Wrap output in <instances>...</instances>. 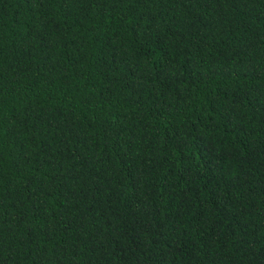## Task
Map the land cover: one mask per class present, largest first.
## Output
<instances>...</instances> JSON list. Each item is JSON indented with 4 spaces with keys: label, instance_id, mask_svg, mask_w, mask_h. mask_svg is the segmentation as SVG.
Here are the masks:
<instances>
[{
    "label": "trees",
    "instance_id": "1",
    "mask_svg": "<svg viewBox=\"0 0 264 264\" xmlns=\"http://www.w3.org/2000/svg\"><path fill=\"white\" fill-rule=\"evenodd\" d=\"M0 264H264V0H0Z\"/></svg>",
    "mask_w": 264,
    "mask_h": 264
}]
</instances>
